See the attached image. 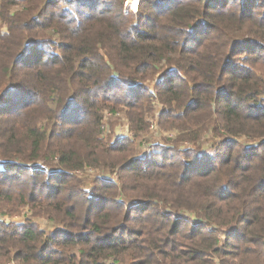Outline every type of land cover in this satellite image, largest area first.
Wrapping results in <instances>:
<instances>
[{
  "label": "trees",
  "instance_id": "trees-1",
  "mask_svg": "<svg viewBox=\"0 0 264 264\" xmlns=\"http://www.w3.org/2000/svg\"><path fill=\"white\" fill-rule=\"evenodd\" d=\"M125 2L0 0V216L58 224L0 220V264H264V0ZM155 100L179 141L105 142Z\"/></svg>",
  "mask_w": 264,
  "mask_h": 264
},
{
  "label": "rangeland",
  "instance_id": "rangeland-1",
  "mask_svg": "<svg viewBox=\"0 0 264 264\" xmlns=\"http://www.w3.org/2000/svg\"><path fill=\"white\" fill-rule=\"evenodd\" d=\"M128 0H126L127 2ZM137 11V10H136ZM134 11V12H136ZM2 12V8H0V14ZM13 13V12H12ZM0 32L1 34H9L10 29L7 25V22L2 19L0 16ZM161 72V71H160ZM162 77V74L159 73L156 76H154L151 81L147 84L149 87L151 93H155V86L159 82V79ZM154 106L152 105H146L145 108H147L151 111L148 113L146 112L145 114V123L147 124V132L141 134L139 137H134L133 133L130 130V121L128 119V116L126 114V109H122L123 111H118V112H110L106 111L104 114V120H103V128L104 132L102 135V138H104L105 142L109 144V142L114 139V136L120 137L119 134H128L131 142H134V147H137L135 156L133 159L140 158L143 160L145 156H147L152 147L156 145H163V144H170L173 145L175 141H179V138L182 137L181 132H168L167 130H164L163 127L160 125L161 123V106L160 102L154 101L153 102ZM153 107V108H152ZM147 111V110H146ZM202 137L201 140L199 141L200 143L205 144V149H207V152L212 153L213 150L210 149V142L208 141L209 139H212L214 137H211V134L209 136ZM110 136V137H109ZM216 139V138H215ZM137 143H136V141ZM208 141V142H207ZM207 142V143H206ZM215 142H219L217 139ZM244 142L245 145L247 144H253L255 143L254 141H242ZM181 145L184 146H192V144L188 142H183ZM209 148V149H208ZM72 176H75V180L79 181L81 184V188H83L84 192L86 194H91V192L94 189V185L97 183V181H100V179H110L111 181L113 180L115 183L118 182L117 176L112 173L109 170H93V168L87 167L84 170L80 172H74L71 173ZM122 200H124L122 198ZM73 201L70 200L69 204H72ZM129 202V201H128ZM34 211L31 210L30 208H27L25 210H22L19 214H16L15 217H4L2 219L7 220L8 222H22L24 223L28 218L33 219L36 221V223L39 224V226L43 229L46 230V232H50L55 228L57 223L50 222L47 217L39 215L36 218H33ZM9 216V215H7ZM1 217V216H0Z\"/></svg>",
  "mask_w": 264,
  "mask_h": 264
},
{
  "label": "built area",
  "instance_id": "built-area-1",
  "mask_svg": "<svg viewBox=\"0 0 264 264\" xmlns=\"http://www.w3.org/2000/svg\"><path fill=\"white\" fill-rule=\"evenodd\" d=\"M140 0H128L125 2V12L128 14L129 11H136L138 9ZM134 4V5H133Z\"/></svg>",
  "mask_w": 264,
  "mask_h": 264
},
{
  "label": "crops",
  "instance_id": "crops-1",
  "mask_svg": "<svg viewBox=\"0 0 264 264\" xmlns=\"http://www.w3.org/2000/svg\"><path fill=\"white\" fill-rule=\"evenodd\" d=\"M119 135H120V137H128V134H119ZM0 220H4V219H2V217H0ZM5 221H7V220H5ZM10 223H15V224H18V225L22 224V222H17V221H13V222H10Z\"/></svg>",
  "mask_w": 264,
  "mask_h": 264
},
{
  "label": "bare ground",
  "instance_id": "bare-ground-1",
  "mask_svg": "<svg viewBox=\"0 0 264 264\" xmlns=\"http://www.w3.org/2000/svg\"><path fill=\"white\" fill-rule=\"evenodd\" d=\"M134 5V4H133Z\"/></svg>",
  "mask_w": 264,
  "mask_h": 264
}]
</instances>
